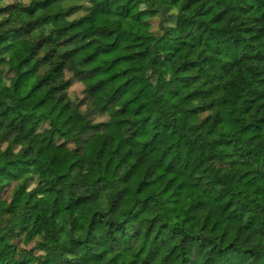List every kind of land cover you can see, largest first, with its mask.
Segmentation results:
<instances>
[{
  "label": "clouds",
  "instance_id": "clouds-1",
  "mask_svg": "<svg viewBox=\"0 0 264 264\" xmlns=\"http://www.w3.org/2000/svg\"><path fill=\"white\" fill-rule=\"evenodd\" d=\"M0 264H264V0H0Z\"/></svg>",
  "mask_w": 264,
  "mask_h": 264
}]
</instances>
